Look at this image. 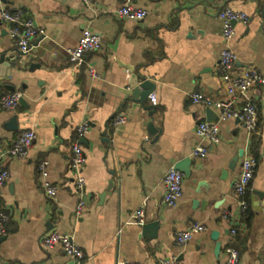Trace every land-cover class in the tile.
Returning <instances> with one entry per match:
<instances>
[{"label":"crops","instance_id":"obj_1","mask_svg":"<svg viewBox=\"0 0 264 264\" xmlns=\"http://www.w3.org/2000/svg\"><path fill=\"white\" fill-rule=\"evenodd\" d=\"M125 2L147 10V16L119 17L115 10ZM0 6L20 10L38 31L22 53L8 25L0 22V54L11 65L8 75H0V97L21 94L15 108L0 106V171L9 173L0 186V213L7 216L0 242L4 264H69L60 246L40 244L50 230L72 236L84 253L81 264L172 259L224 264L227 245L238 251V264H264V0H0ZM227 7L250 18L235 24L228 44L237 56L236 68L253 69L262 78L247 93L257 113L252 133L236 119L219 120L214 108L190 97L227 98L218 71L224 47L219 15ZM84 29L99 35L101 46L73 66L66 49L76 45ZM131 74L153 84L155 104L149 96L144 102L154 109L152 131L144 124L149 110L127 99ZM119 113L128 119L115 126ZM200 121L218 124L217 142L197 136ZM82 123L87 131L77 137ZM25 129L35 133L28 157H8L6 151ZM75 140L86 156L81 171L86 205L78 217L74 208L80 193L68 168ZM197 144L206 148L205 157L193 154ZM248 155L256 168L241 213L234 182ZM183 159L189 175L182 195L165 206L163 176ZM42 160L48 162L43 172ZM44 182L56 185L52 198L46 197ZM150 223L157 226L142 232L141 224ZM192 223L206 230L177 245L176 234Z\"/></svg>","mask_w":264,"mask_h":264},{"label":"built area","instance_id":"obj_2","mask_svg":"<svg viewBox=\"0 0 264 264\" xmlns=\"http://www.w3.org/2000/svg\"><path fill=\"white\" fill-rule=\"evenodd\" d=\"M84 3H91L94 0H82ZM116 14L122 18L133 20H142L147 16V10L136 7L129 2H125L115 10ZM222 20V39L224 47L219 53L218 71L220 77L226 86L227 98L220 100H212L201 93L190 94L191 101L194 104H201L208 108H214L217 111L219 120L233 118L238 120L241 127L248 133H252L257 126V113L255 104L247 97V93L252 85L262 82L261 76L253 69H237V56L229 47V42L235 34V24H247L250 20L249 16L241 11L231 8H224L220 12ZM0 22L8 25V34L14 40L16 46L22 53H27L30 49L32 39L37 35V29L32 21L23 17L20 10L12 11L6 7L0 6ZM264 35V25L261 30ZM101 38L96 33L84 29L78 38L75 46L68 47L66 54L69 62L73 66H79L84 62L85 55L100 49ZM92 76H95L93 70H89ZM21 94L12 92L0 97V106L5 109H13L17 106ZM149 101L155 104L156 98L153 94H149ZM128 117L125 113L117 114L113 119L115 126L121 125L127 121ZM87 131V126L82 123L76 127L77 137H82ZM219 128L216 122L200 121L197 123L195 132L198 137L211 142H217ZM35 139V133L32 129L23 130L12 145L6 151V155L12 159L25 160L28 157L29 150ZM193 154L201 158L207 154L206 148L197 144L193 149ZM86 156L81 144L75 140L70 147V155L68 157V168L73 173V186L76 192L80 193L77 204L74 208L75 216H80L85 208L86 200L81 196L84 188V180L81 171L85 165ZM47 160H42L38 168L41 172L47 166ZM256 168V160L251 155L244 157L241 161L239 174L234 182V192L239 198V208L241 213L246 210L247 204L243 196L248 190L250 181ZM9 176L8 171H0V186L5 183ZM184 174L178 169L171 167L163 176L164 193L162 202L165 206H172L182 195V183ZM43 189L46 197L52 198L57 187L49 182H44ZM141 214V212H139ZM138 214L136 218L141 222V216ZM7 216L0 213V236L5 235ZM206 230V227L199 223L190 224L185 230L176 234L175 242L182 246L186 244L194 235L200 234ZM235 230H231L234 233ZM40 244L44 248L60 246L64 254L69 259V264H81L84 258L83 251L74 243L71 235L59 233L50 230L40 237ZM225 261L224 264H238L239 253L232 245L224 248ZM0 264H4L0 260ZM116 264H140L131 260H118ZM160 264H181L176 259L169 261L161 260Z\"/></svg>","mask_w":264,"mask_h":264},{"label":"water","instance_id":"obj_3","mask_svg":"<svg viewBox=\"0 0 264 264\" xmlns=\"http://www.w3.org/2000/svg\"><path fill=\"white\" fill-rule=\"evenodd\" d=\"M12 63H14V60H11ZM14 66V64H13ZM127 67V66H126ZM130 70H132L131 66H128ZM11 68V65L9 64V59H7L4 54H0V75H4L3 71H7V75L8 70ZM137 75L131 74L130 78H129V86L131 89L130 92V96H128V100L133 101L134 103H139L140 106L144 109V110H149L147 112V116L148 118H150L148 121H146L144 124L146 126V128L149 131L154 130V118H153V112L154 109H151V106H144V102L146 101L147 97L149 96V94L152 92L153 90V84H151L147 79L145 78H140ZM13 92V91H12ZM21 100V98L19 99V101ZM108 140V139H106ZM232 161H236V157H234L232 159ZM230 164V168L233 167L234 163ZM188 163V159H183L179 162H177V164L174 166V168L178 169L179 171H181L184 174V177L189 175V171L187 170V168L185 167V165ZM152 226H157V224L155 223H150V224H141V228H142V232L147 231L150 227ZM4 239V235L0 236V242Z\"/></svg>","mask_w":264,"mask_h":264}]
</instances>
